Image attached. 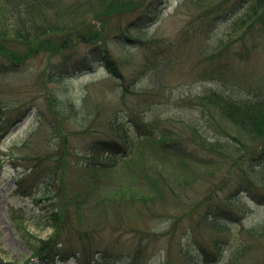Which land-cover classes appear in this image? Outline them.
<instances>
[{
	"label": "trees",
	"instance_id": "16d2710c",
	"mask_svg": "<svg viewBox=\"0 0 264 264\" xmlns=\"http://www.w3.org/2000/svg\"><path fill=\"white\" fill-rule=\"evenodd\" d=\"M134 1L0 0V64L14 70L37 55L46 59L37 73L24 75L28 85L37 79L40 91L34 120L20 138L0 150L1 162H9L18 175L14 193L48 201L38 212L51 227L46 236H33L22 220H16L30 251L26 263L72 257L77 264H145L153 241L164 239L158 264H216L228 223L248 212L244 203L250 192L237 185L236 201L230 197L232 189L227 194L230 200L221 197L217 204L212 195L194 201L186 188L174 192L166 176L157 194L137 196L128 185V191L119 185L116 195L97 192L110 174L105 169L115 167L129 153L135 135L162 150L173 138L166 133L174 131L179 134L176 148L184 145L183 136L232 166L242 165L252 154H264V95L239 98L216 90L195 95L194 104L213 117L218 129L211 131L212 137H206V128L199 125L185 122L187 130L174 122L175 130L168 127L174 126L169 117L142 118L159 99L157 92L166 80L163 74L181 48L173 44L178 34L170 39L159 26L146 27V14L133 15L144 0L140 5ZM218 1L227 0H187L192 6ZM254 1L249 9H254L253 14L264 10V0ZM80 40L87 46L84 52L75 46ZM78 75L90 77L76 82ZM0 82L1 94L9 84ZM22 92L16 89L14 104L0 101L1 138L35 109L33 104L19 112ZM188 101L190 96L184 103ZM155 129L162 138H152ZM242 152L246 158H239ZM255 172L262 180L256 185L260 194L255 201L264 204V162ZM150 203L169 210L166 225L157 232L147 227L156 211ZM185 233L199 244L193 250L182 243ZM1 252L0 264H16ZM254 263L264 264V216L239 228V244L224 264Z\"/></svg>",
	"mask_w": 264,
	"mask_h": 264
},
{
	"label": "rangeland",
	"instance_id": "374dc122",
	"mask_svg": "<svg viewBox=\"0 0 264 264\" xmlns=\"http://www.w3.org/2000/svg\"><path fill=\"white\" fill-rule=\"evenodd\" d=\"M133 3L140 5V0ZM253 3H255L253 0H227L225 4L218 1L211 5L192 6L193 4L187 0H144L137 10H133V15L146 14L144 19L149 29L159 26L164 35L170 39L178 34L176 43L173 44L179 43L177 47L181 48L180 56L168 65L170 70L163 74L166 80L163 82L161 92H157L159 95L156 98L159 99L143 114L144 120L152 121L169 117L173 123L178 122V125L181 123L180 126L183 125V128L185 126L187 128L185 122L205 127L206 137H212L211 131L217 132L218 129L214 126L213 117L204 112L201 106L194 104L195 95L211 90L239 98L264 95V10L253 14L254 9L249 10ZM75 46L81 49L80 52L87 49L82 40L76 42ZM45 60V56L40 54L14 70L0 64L1 80L10 85L6 87L3 84L6 88H3L4 92L0 94L1 104H4V101H12L14 104L17 88L23 91L18 101L21 107L19 112L33 104L34 106L38 104L40 91L37 88V79L33 78L28 85L26 83L29 80H26L24 75L27 72L28 75L37 73ZM69 61L68 59L67 63ZM138 71H141V68ZM82 76L78 75L76 82L90 77V75ZM98 77L101 78L102 74L99 73ZM189 96L192 102L184 103ZM36 106L32 111H27L26 116L4 138L0 137V150H4L3 148L25 133L34 120ZM168 127L174 129L175 123L173 127L169 125ZM158 132L156 129L152 131L154 140L158 137L162 138L163 133L160 135ZM169 135L173 137L172 144L169 142L167 147L165 146L166 149L162 150L155 144L150 145L151 140L144 139V136L143 138L139 135L133 136L131 141L134 147L119 160L115 167L105 169L110 174H106L108 179L102 180L101 189L99 187L97 192L106 191L108 195H116L119 194V185L126 191H128L126 188L128 185L129 192L137 196L157 194L163 187L162 176H166L168 185L175 189L174 192L182 190L183 193V189L186 188L188 194L195 197L194 201H202L212 195V201L217 204L221 197L227 198V194L232 189L230 197L234 200L238 194V191H235V185L240 188L246 187L250 192L246 198L247 203H244L248 212L244 213L240 220L232 219L228 223L227 234L220 240L222 251L216 264H224L239 244V228L247 227L264 216V204H256L255 201V197L258 198L260 194L256 185L262 184L261 174L255 171L262 166L264 154H252L246 158L247 154L244 155L242 152L239 158H246L242 165L232 166L233 163L229 161L219 162L218 157L207 154L183 136L180 141L184 145L181 149L176 148L174 140L179 137V134L169 131L166 136ZM1 156L0 249L2 257L16 264H77L74 258L67 261L56 260L52 263H41L36 260L26 263L30 251L24 239L21 238L19 227L15 225L16 220H22V226L27 227L33 236H46L50 233L51 227L44 223V219H39L38 212H42V207L47 206L48 201L43 198L36 200L22 197L14 193V181L18 177L15 173L16 169L7 161L1 162ZM136 158L138 160L133 162ZM125 160L128 164L124 167ZM33 191H36L35 188ZM228 199L230 200V198L226 200ZM154 205L151 206L150 203L149 208L156 210L155 214H160L161 217L152 214L147 227L157 232L166 225L164 218L169 217V210L161 203ZM29 211L37 214H30ZM147 212L146 219L150 214L149 209ZM182 243L187 244L189 250L199 245L188 233L184 234ZM164 244V239L153 241L150 247L151 253L149 252L150 255L145 264H158L159 257L156 256L159 255ZM205 257L209 256L205 255ZM261 257L263 260V256ZM215 259L216 257H213L210 260Z\"/></svg>",
	"mask_w": 264,
	"mask_h": 264
},
{
	"label": "bare ground",
	"instance_id": "6f19581e",
	"mask_svg": "<svg viewBox=\"0 0 264 264\" xmlns=\"http://www.w3.org/2000/svg\"><path fill=\"white\" fill-rule=\"evenodd\" d=\"M12 129V128H11Z\"/></svg>",
	"mask_w": 264,
	"mask_h": 264
}]
</instances>
